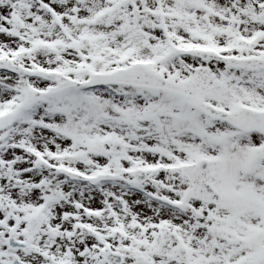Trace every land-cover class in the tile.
Instances as JSON below:
<instances>
[{
    "label": "snow or ice",
    "instance_id": "6c2138e0",
    "mask_svg": "<svg viewBox=\"0 0 264 264\" xmlns=\"http://www.w3.org/2000/svg\"><path fill=\"white\" fill-rule=\"evenodd\" d=\"M0 264H264V0H0Z\"/></svg>",
    "mask_w": 264,
    "mask_h": 264
}]
</instances>
